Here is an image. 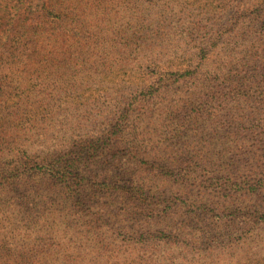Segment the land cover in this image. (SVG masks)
I'll return each mask as SVG.
<instances>
[{
	"label": "rangeland",
	"instance_id": "obj_1",
	"mask_svg": "<svg viewBox=\"0 0 264 264\" xmlns=\"http://www.w3.org/2000/svg\"><path fill=\"white\" fill-rule=\"evenodd\" d=\"M63 2L57 19L44 14V0H25L22 20L0 33V173L61 154L77 161L82 196L27 175L5 180L0 264H264V219L252 218L264 211V176L255 191L242 183L264 165V134L254 132L264 129V109L229 98L220 111L222 88L199 89L231 82L241 50L264 27V0ZM190 70L192 77L169 79ZM199 96L216 118L192 108ZM132 104L141 135L148 121L189 122L162 151L191 167L186 180L166 182L162 192H176L168 212L158 206L166 199L140 204L122 189L127 145L110 136ZM168 107H176L170 117ZM229 110L242 116L231 119ZM156 135H145L143 146ZM107 184L121 187L108 192ZM142 231L180 238L171 245L152 236L147 250L129 249Z\"/></svg>",
	"mask_w": 264,
	"mask_h": 264
},
{
	"label": "trees",
	"instance_id": "obj_2",
	"mask_svg": "<svg viewBox=\"0 0 264 264\" xmlns=\"http://www.w3.org/2000/svg\"><path fill=\"white\" fill-rule=\"evenodd\" d=\"M24 1L25 0H0V33L5 31L4 28L10 25L12 19L13 22L16 19H18L17 22L22 20V17L17 16L16 14H22L23 6L21 7V5L22 3H24ZM26 1L29 3L32 0ZM15 2L17 3L18 7L16 6V4H14ZM42 8L45 15L50 17L53 16L57 19H62L66 11V3H64L63 0H44V5H42ZM13 9L18 10V12H13ZM23 21L25 22V20ZM247 34V32L246 34H244V31H242L243 36ZM253 36L255 38L254 45L251 46V48L249 47L247 49L241 50L240 58L237 61L238 68L236 69L235 73L230 72L229 77L227 78L231 82H226L223 80V83H221L219 86H210L208 84H203V86L199 88L202 92H204L205 90H211V88L215 87L222 88V93L220 95V111H224L223 101L228 100L229 98H231L233 101L238 102L243 99L249 100L250 103L256 104L254 108L257 113V110L264 109V27L257 29L254 32ZM187 77H192L191 70L183 74H171L169 79L174 78L175 80H182L186 79ZM154 95L155 94L151 93V96ZM195 105H197L198 107L196 108ZM191 106L195 110L197 109V111L204 116L214 114L213 117L215 116L214 118H216V116L218 115V111L217 114L213 110H211V114H209L210 111H206V107L208 105L201 96H199L197 99H193L191 102ZM212 108L217 109L216 106H212ZM133 109H135L134 104L125 109V111H127L126 114L121 116V119L117 118L116 122L112 125L111 128V139H115L117 142L119 141L120 144L118 146H124L125 144L127 145V150L123 152L122 156L125 158L124 160H126L131 170L130 173L126 176L129 177L127 187L125 185V187H122V189L126 192L129 191V193H133L136 196V200L140 204L146 205L150 203L151 200L166 199L163 200L164 202L158 204V206H163V211L168 212L170 209H172V207H170L171 205L168 204L169 199L173 198L176 192L175 190L170 188V195H167V193L164 194L162 190H165L167 188L166 182L176 183L178 182V180H186L191 167L189 169L190 164L188 160L184 163H177L178 160H174L170 156L163 154L162 151H165L164 147H167L166 145L171 142L169 138H177L175 137L176 134L183 133L189 122L187 119H181L180 122L176 125L174 123H171V125L161 128L159 124H154L156 122L148 121L145 123L147 125L145 131L141 135V133L138 134V130L140 128L139 124H137V122L135 123V120L132 119V113L134 112L132 111ZM174 109H176V107H168L165 113L169 114L170 117ZM229 112L231 113V115L229 116V118L231 119H235L237 118V116H242V114L236 115L230 110ZM260 113L264 115V112ZM143 115H145V112H143ZM143 115L140 114V116L142 117V121H144ZM243 118H245V116H243ZM190 123L192 125H198L199 122L193 121ZM238 127L242 128L244 126L239 124ZM157 131L160 133V136L156 135ZM254 132L262 135L264 134V129L262 128L261 131L254 130ZM151 133H154L156 137H159V139L155 141V143L151 141L145 148L143 146V137ZM133 140L135 141L134 144L132 143ZM139 142L142 143L140 144ZM164 158L165 160H162ZM190 163L192 164L191 161ZM78 166L79 165L76 160L66 159L65 156L61 154H57L56 156H47L43 160L37 161L34 164H24V166H21L20 168H17L15 170L9 169L0 173V186L6 184H3L5 180H8V182L14 180H22L25 178L24 175H27L30 179H33L35 177L43 181L56 183L59 186L69 185V187L75 188L74 191L77 192L78 196H82V188L80 187V185L76 184L82 179V176L77 172ZM182 168L186 169L183 173L180 172V169ZM257 169L261 170V174L259 172H257L255 175L249 174L242 182L249 190L255 191L256 187H261L262 178L257 177L264 176V165L261 166V168ZM141 173H145V175H147V179L142 180V178H139V181L135 180V178L141 175ZM160 177L162 178V181L165 182V184L163 186L154 185L152 182V178ZM68 180L71 181L66 182ZM107 185L108 192L119 191V187H121L118 185L116 187L109 186V184ZM258 213H261V216L256 214L253 215L252 218L260 220L262 218L264 219V211ZM110 228L113 231H117V228L111 227V224ZM99 230L101 231V240L99 241V244H103L104 246L106 242L105 233L101 226ZM150 232L151 231H142L141 233L136 232L134 236L131 235V238L139 235V237L135 241V243L138 245L127 244V247L133 250L145 251L149 247V243L146 240L150 239L152 236H154L155 239L158 238L157 240L163 239L165 240V244L171 245L177 243L175 240H173V238H180V235L177 233L175 236L172 234L166 235L164 233H158L154 235ZM123 234L124 233H121V236ZM155 244L158 245L160 244V242H156ZM100 253L103 254L105 253V251L100 249ZM101 254L97 255V260H99L100 258L103 259ZM110 254L111 257L112 255H115L116 257L115 252L110 251Z\"/></svg>",
	"mask_w": 264,
	"mask_h": 264
}]
</instances>
